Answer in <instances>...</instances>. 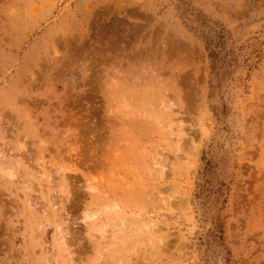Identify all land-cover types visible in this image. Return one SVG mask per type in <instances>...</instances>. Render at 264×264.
I'll list each match as a JSON object with an SVG mask.
<instances>
[{
	"label": "rangeland",
	"instance_id": "obj_1",
	"mask_svg": "<svg viewBox=\"0 0 264 264\" xmlns=\"http://www.w3.org/2000/svg\"><path fill=\"white\" fill-rule=\"evenodd\" d=\"M0 264H264V0H0Z\"/></svg>",
	"mask_w": 264,
	"mask_h": 264
},
{
	"label": "bare ground",
	"instance_id": "obj_2",
	"mask_svg": "<svg viewBox=\"0 0 264 264\" xmlns=\"http://www.w3.org/2000/svg\"><path fill=\"white\" fill-rule=\"evenodd\" d=\"M183 133H182V131H179V133H178V136H177V140H178V142H179V144H180V142H181V140H182V138H183ZM163 164V163H162ZM157 167V166H156ZM162 168V167H161ZM164 168V167H163ZM158 169V168H157ZM163 172V171H162ZM164 174L166 173V172H163ZM161 174V173H160ZM86 216V219L87 220H92V221H94V220H96V218H97V216L95 215V214H86L85 215ZM102 219V218H101ZM99 222H97V224H98ZM100 231H102V235H103V237L104 238H106V237H108V238H111V237H114V235L112 234V232H111V230H109L108 228H107V225H105L104 226V228H102ZM108 242V241H107Z\"/></svg>",
	"mask_w": 264,
	"mask_h": 264
}]
</instances>
